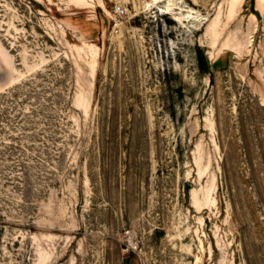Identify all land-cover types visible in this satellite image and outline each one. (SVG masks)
I'll return each instance as SVG.
<instances>
[{
    "label": "rangeland",
    "instance_id": "rangeland-1",
    "mask_svg": "<svg viewBox=\"0 0 264 264\" xmlns=\"http://www.w3.org/2000/svg\"><path fill=\"white\" fill-rule=\"evenodd\" d=\"M0 264H264V4L0 0Z\"/></svg>",
    "mask_w": 264,
    "mask_h": 264
},
{
    "label": "built area",
    "instance_id": "built-area-1",
    "mask_svg": "<svg viewBox=\"0 0 264 264\" xmlns=\"http://www.w3.org/2000/svg\"><path fill=\"white\" fill-rule=\"evenodd\" d=\"M116 11H118V12L122 11V6L121 5L117 6Z\"/></svg>",
    "mask_w": 264,
    "mask_h": 264
},
{
    "label": "bare ground",
    "instance_id": "bare-ground-1",
    "mask_svg": "<svg viewBox=\"0 0 264 264\" xmlns=\"http://www.w3.org/2000/svg\"><path fill=\"white\" fill-rule=\"evenodd\" d=\"M260 5L264 4V0H259Z\"/></svg>",
    "mask_w": 264,
    "mask_h": 264
}]
</instances>
